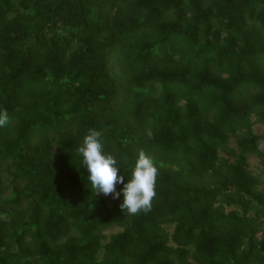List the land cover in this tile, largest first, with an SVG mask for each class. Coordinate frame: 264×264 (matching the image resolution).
Returning a JSON list of instances; mask_svg holds the SVG:
<instances>
[{
    "label": "trees",
    "instance_id": "1",
    "mask_svg": "<svg viewBox=\"0 0 264 264\" xmlns=\"http://www.w3.org/2000/svg\"><path fill=\"white\" fill-rule=\"evenodd\" d=\"M4 109L0 264H264V0H0ZM90 129L151 211L92 193Z\"/></svg>",
    "mask_w": 264,
    "mask_h": 264
},
{
    "label": "clouds",
    "instance_id": "2",
    "mask_svg": "<svg viewBox=\"0 0 264 264\" xmlns=\"http://www.w3.org/2000/svg\"><path fill=\"white\" fill-rule=\"evenodd\" d=\"M8 123L7 110H0V127H5ZM103 150L102 132L95 129L88 131L77 149L83 158L82 163L87 170V181L92 193L111 195L113 199H119L122 193L124 199L120 208L128 215L151 211L158 176L153 158L143 149L139 150L131 177L125 183V176H118L120 168L117 159L111 154H103ZM118 183L123 185L120 191L116 190Z\"/></svg>",
    "mask_w": 264,
    "mask_h": 264
},
{
    "label": "rangeland",
    "instance_id": "3",
    "mask_svg": "<svg viewBox=\"0 0 264 264\" xmlns=\"http://www.w3.org/2000/svg\"><path fill=\"white\" fill-rule=\"evenodd\" d=\"M253 130L256 134L263 136V139L261 142V147L264 148V126L263 125H256ZM250 167H251L254 174H258L260 172L259 161L256 157L250 158ZM118 231H119L118 228L110 229L109 231H107V235L110 236L112 234L117 233Z\"/></svg>",
    "mask_w": 264,
    "mask_h": 264
},
{
    "label": "built area",
    "instance_id": "4",
    "mask_svg": "<svg viewBox=\"0 0 264 264\" xmlns=\"http://www.w3.org/2000/svg\"><path fill=\"white\" fill-rule=\"evenodd\" d=\"M264 230V229H263Z\"/></svg>",
    "mask_w": 264,
    "mask_h": 264
}]
</instances>
